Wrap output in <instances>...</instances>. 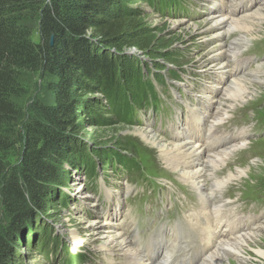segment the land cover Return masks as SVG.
<instances>
[{
	"label": "rangeland",
	"instance_id": "374dc122",
	"mask_svg": "<svg viewBox=\"0 0 264 264\" xmlns=\"http://www.w3.org/2000/svg\"><path fill=\"white\" fill-rule=\"evenodd\" d=\"M227 3L219 9H226ZM215 5L219 4L213 0H124V6L115 13L124 17L128 25L120 48L112 51L117 50L120 56L129 60L140 74V81L145 80L153 86L156 99L145 108L134 109L130 116L121 108L115 110L112 101L95 83H91L95 85L93 88L79 91L82 101L79 100L80 105L72 117L76 123L72 128L76 148L69 158L59 162L60 179L53 186L55 193L26 224V233L10 249L11 256H4L0 251V264H67L68 259V264H108L106 252L100 247L104 237L93 234V229L105 233L107 227H115L110 220L116 223L129 211L134 216L130 218L128 214L125 218L129 224L126 229L135 241L140 235V241L145 244L148 237L160 234L161 230L169 240L175 229L173 225L180 221L183 212L199 205L195 190L167 166L159 147L189 122L186 103H192L194 96L188 89L196 95L204 94L199 99L205 102L209 100L208 88L214 86L219 90L222 85V73H218L220 80L201 76L199 61L213 44L212 39L207 43L203 41L201 31L210 11L217 8ZM240 31L241 28L236 29L239 35ZM230 35L231 40L236 37L233 32ZM33 38L39 40L37 29H34ZM242 49V59L252 60L248 69H254L249 75L254 94L244 102L234 101L235 106L228 109L229 118L224 127H237L231 119L236 113L243 112L242 119L246 120L250 135L243 150L222 163L212 179L223 177L228 169L235 170L238 165H249L251 169L247 175L231 182L225 198L243 208L245 216H264V70L258 67L264 68V30ZM210 64L206 61L202 66ZM20 79L23 91L18 103L24 113L23 121H28L34 112L33 104L46 96L49 79L43 73L26 70ZM229 79L224 76L226 84ZM125 91L140 94L134 86L125 87ZM225 101L224 107L229 99ZM208 106L211 105L206 104L204 110ZM140 131L158 137L159 144L145 140ZM117 156L136 161L140 170L131 174L107 161ZM5 158L9 169H16L20 161L19 147L7 152ZM91 173L94 176L92 183ZM210 184L212 186L213 182ZM221 190L222 185L211 194L212 197L220 198ZM185 195L188 202H184ZM11 218V211L0 195V238L6 236ZM161 225L164 228L159 230ZM73 233L83 242H73ZM192 234L180 233L188 254L199 243ZM258 243L264 246V232ZM45 251L53 254L48 257L44 255ZM77 253L82 255L80 259L76 257ZM116 253L115 257L122 256ZM187 253L177 248L172 251L180 258ZM228 259L232 261L227 264H239L230 255ZM198 261L189 264H198ZM253 264H264V261Z\"/></svg>",
	"mask_w": 264,
	"mask_h": 264
},
{
	"label": "trees",
	"instance_id": "16d2710c",
	"mask_svg": "<svg viewBox=\"0 0 264 264\" xmlns=\"http://www.w3.org/2000/svg\"><path fill=\"white\" fill-rule=\"evenodd\" d=\"M123 6L124 0H0V195L12 214L0 238L4 256H11L26 224L55 193L59 162L76 148L72 117L82 101L79 91L96 85L115 110L130 116L156 99L153 86L140 81L129 60L112 51L120 48L128 25L115 13ZM25 70L49 79L47 94L33 104L28 121L18 103ZM128 86L140 94L126 93ZM17 147L20 161L10 170L5 154ZM107 161L131 174L140 170L136 161L122 156Z\"/></svg>",
	"mask_w": 264,
	"mask_h": 264
},
{
	"label": "bare ground",
	"instance_id": "6f19581e",
	"mask_svg": "<svg viewBox=\"0 0 264 264\" xmlns=\"http://www.w3.org/2000/svg\"><path fill=\"white\" fill-rule=\"evenodd\" d=\"M213 1L219 5H215L217 8L214 7L216 9L210 11L211 14L206 18V25L201 31L203 41L212 39L213 44L208 53L202 55L199 60L202 68L200 71L202 77L207 79L211 76L216 80L221 79L218 73H222V85L219 90L214 86L208 88L209 100L205 102L199 99L204 94L196 95L192 89H188V93L194 96L193 104L186 103L189 122L185 126L188 127L179 128L159 147L162 160L167 166L195 190L199 205H193L183 212L180 221L173 225L175 229L170 242L163 240V234L148 237L145 247L142 246L139 236L135 241L126 229L129 224L125 218L128 214L130 218L134 216L129 211L116 223L110 220L109 223L115 227H107L105 233L93 229V234L104 237L100 247L106 252L105 259L108 264H188L197 259L198 264H227V261H232L228 259V255L234 257L239 264L264 261V246L258 243L260 235L264 232V216H245L242 213L243 208L240 209L238 204L235 205L233 201L225 198L231 182L247 175L251 167L238 165L235 170L228 169L223 177L212 179L218 174L216 170H220L222 163L234 153L239 154L243 150L250 135L246 127L247 122L242 119L243 112H240V115L236 113L231 119L236 122L237 127L227 129L224 123L229 118L228 109L234 105V101L244 102L249 95L254 94L251 89L254 84L250 83L252 79L249 76L254 73V69H248L252 60L242 59L240 54L241 49L250 45L264 30V0ZM226 3V9L220 10V5L224 6ZM238 28L242 29L240 35L236 32ZM232 32L236 37L231 40ZM206 61L211 64L202 66ZM258 67L264 70L262 66ZM212 73L216 74L212 76ZM224 76L230 77L228 84ZM226 98L229 103L224 107ZM206 104L211 106L204 110ZM223 115L225 117L221 119ZM139 134L152 144L158 145L160 142L158 137L148 132L140 131ZM211 182L212 186L208 185ZM221 185L220 198H213L211 194L216 193ZM184 202H188L186 195ZM163 228L164 225H161L158 229ZM179 232H191L199 241L196 247L190 248L193 252L182 255V258L172 254L176 248L187 251ZM81 241L73 233V242ZM114 253L122 256L115 257Z\"/></svg>",
	"mask_w": 264,
	"mask_h": 264
},
{
	"label": "water",
	"instance_id": "95a60500",
	"mask_svg": "<svg viewBox=\"0 0 264 264\" xmlns=\"http://www.w3.org/2000/svg\"><path fill=\"white\" fill-rule=\"evenodd\" d=\"M52 41H53V39H52Z\"/></svg>",
	"mask_w": 264,
	"mask_h": 264
}]
</instances>
